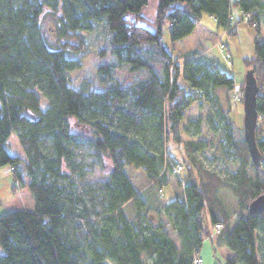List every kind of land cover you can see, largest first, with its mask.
Here are the masks:
<instances>
[{
    "label": "trees",
    "instance_id": "trees-1",
    "mask_svg": "<svg viewBox=\"0 0 264 264\" xmlns=\"http://www.w3.org/2000/svg\"><path fill=\"white\" fill-rule=\"evenodd\" d=\"M146 2L0 0V167L13 166L18 184L11 190L26 186L33 198L32 209L0 214V264H192L218 222L213 246L225 245L232 254L216 264H264V210L248 211L264 193V0H157L154 30L136 21ZM233 5L242 19L248 14L257 33L254 53L243 62L258 86L260 166L249 156L243 129L234 127L228 99L225 108L217 93L222 88L226 96L234 77L209 53L171 52L204 14L232 35L242 20L232 21ZM45 14L52 17V40ZM98 25L106 41L97 51L95 77L73 85L66 72L88 50L84 32ZM115 63L126 65L130 76L115 77ZM202 101L219 118L217 125L208 119L221 133L214 145L181 136L184 112ZM12 135L23 156L9 152ZM83 145L102 167L105 157L110 160L97 187L85 180L76 159L75 149ZM202 148L215 160L237 164L230 178L203 166L195 154ZM177 163L184 164L182 175L172 171ZM127 166L143 171L149 182L144 190L131 181ZM169 174L181 190L162 201ZM223 189L246 212L230 228L232 213L219 198Z\"/></svg>",
    "mask_w": 264,
    "mask_h": 264
},
{
    "label": "rangeland",
    "instance_id": "rangeland-1",
    "mask_svg": "<svg viewBox=\"0 0 264 264\" xmlns=\"http://www.w3.org/2000/svg\"><path fill=\"white\" fill-rule=\"evenodd\" d=\"M232 13L238 15L237 7L232 6ZM127 16H131V13H127ZM204 17V16H203ZM44 19V29L47 34L48 39H53V34H51L49 30V26L52 22V17L48 14L43 16ZM203 20V19H202ZM245 21L247 19H244ZM137 23L146 26L150 30H154L153 19H148L146 15H142L136 19ZM248 24V23H247ZM239 23H236V27ZM253 27V26H251ZM215 28V27H214ZM88 35V50L78 58V66L74 69H71L66 72V75L71 84L77 85L81 80L93 79L95 77L96 65L97 62L100 61L97 56V51L105 43V35L103 34V30L101 29V25H98L94 30L85 31ZM195 35V38L192 37ZM260 38L264 40V24L261 23V33L259 34ZM193 36L189 37L186 41L187 47H192L193 49L188 53H181V50L184 46H177L174 42L173 49L171 50L172 54H180V55H192L195 52L198 53H209L213 57L219 67L223 70H226L230 74H232L235 78L234 83H239L242 87L241 81L244 80V74L246 72V66L241 58L240 52L237 50L235 53H232V57L230 62L228 63L223 56V49L220 44L224 40H228L232 37V35H218L217 37L211 36V34L206 33L202 29L195 30ZM238 36L241 38L239 41L244 42L242 40L243 35L239 31ZM163 42L169 46V39L166 31L163 34ZM198 39H202V41L206 44H202L198 42ZM224 43V42H223ZM110 62H114L111 56L108 57ZM113 75L115 77H122L123 75H129L130 72L127 70V66L124 64L115 63L113 66ZM241 80V81H236ZM243 90V87H242ZM217 93L220 96V100L225 108L228 107L227 99L230 104V112L229 116L233 120V124L235 129L240 130L243 129L242 118H243V100L238 101L237 103H233L231 98V90L225 96L224 90L222 88H218ZM215 109L211 108L206 102H197L194 103L190 108H188L182 117V127H181V136L184 140H198L201 143H208L214 145L221 138L220 130H214V126L217 125L218 116L215 114ZM209 118H213V123L216 125H212L209 122ZM222 122H220L221 124ZM213 149V147H211ZM8 150L13 155L23 156L24 152L18 142V139L12 135L9 139ZM196 157L203 163V166L211 171L216 172L222 178H230L232 173L235 172L237 168L236 163L231 162H223L221 160H215L212 158L210 150L207 148H202L200 151L196 152ZM76 159L81 161L82 172L84 173L85 180L94 187L99 186L101 182L106 179V173L110 166V160L105 157L104 159V167L95 159L93 155V150L86 146H80L75 149ZM184 165V164H183ZM5 167H0V212H4L6 208L9 210H16L18 208H26V206H31V202L33 200L32 195L26 186H23L21 193L14 194L11 190V185L13 181V175L11 172L4 173ZM126 173L130 177L131 181L137 187L138 190H144L148 185V180L146 179L143 171L140 168H136L133 166L126 167ZM184 173V170L180 173L181 175ZM249 174H252V170L249 169ZM181 187L178 186L175 176L173 174H169L165 180V186L161 191V200L168 201L174 197V194L179 192ZM11 197V198H10ZM219 198L224 204L225 208L232 213V217L230 218L229 228L233 226L238 216L243 213L245 215V211H240L239 204L236 197L226 189H223L219 192ZM31 201V202H30ZM168 228V227H167ZM213 234L218 233L219 231L211 230ZM169 233L173 236L174 234L169 231ZM175 237V236H174ZM204 245H209L208 238ZM202 247V246H201ZM204 251V250H203ZM206 251V250H205ZM204 251V252H205ZM203 252V253H204Z\"/></svg>",
    "mask_w": 264,
    "mask_h": 264
},
{
    "label": "crops",
    "instance_id": "crops-1",
    "mask_svg": "<svg viewBox=\"0 0 264 264\" xmlns=\"http://www.w3.org/2000/svg\"><path fill=\"white\" fill-rule=\"evenodd\" d=\"M156 6H157V0H147L146 4L140 10V17L142 15H146V17L148 19H154V16L156 13ZM237 12H238L237 13L238 15H236V14L234 15L232 13V9H231L232 21L236 20V19H242L243 15H242L241 10L238 9ZM261 13H262L263 17L260 19V23H259V34L261 33V23L263 22V24H264V9H262ZM237 23H239V25L236 27V24H235L232 37L228 40H224V38H223V42L225 43L226 50L230 53V59L232 57V53L233 52L235 53L238 50L240 52L241 58L243 60L244 57L253 55V53H254V51H253V40L256 37L257 33H256V30L253 27L249 26L244 19L240 20ZM197 28L202 29L206 33L211 34V36H215V37H217L218 35H221L222 33H223L224 37H225V35H227V32L225 31V29L217 26L216 21H215L213 16L204 14L200 18V21L198 22V24L194 27V29L188 35L184 36L183 38H181L175 42V44L177 46H184V48L181 50V53L186 54L193 49L192 47H187L188 45H187L186 41L189 39V37L193 36V34H194L195 30H197ZM239 31L243 35L242 40L244 42H242V44L239 41V39H241L238 36ZM193 38H195V35L192 37V39ZM198 40H199L198 42H201L202 44L206 45L202 41V39H198ZM236 81H241V80H236ZM22 188L23 187H18L12 192L14 194L21 193ZM32 208H33V200L31 202V206H26V208H18V209H32ZM8 211H11V210L6 208V210H4V212H0V214L6 213ZM166 230L168 233L170 231L171 233L174 234V232L172 230H170L169 228H166ZM169 235L172 238H175L174 237L175 234L172 236L169 233ZM212 235H213V231H212ZM214 236H215V234H214ZM214 236L208 238L209 239L208 240L209 245L205 246L204 243L207 240H204L202 247L200 248V250L198 252V255L201 256L203 259L202 264H216L217 261H219L225 257L231 256V254H232V252L225 245H221V244L217 243L215 246H213V244H214V238L213 237ZM203 250L204 251L206 250V251L204 252Z\"/></svg>",
    "mask_w": 264,
    "mask_h": 264
},
{
    "label": "water",
    "instance_id": "water-1",
    "mask_svg": "<svg viewBox=\"0 0 264 264\" xmlns=\"http://www.w3.org/2000/svg\"><path fill=\"white\" fill-rule=\"evenodd\" d=\"M258 86L252 69L244 74L243 85V138L247 145L249 156L256 166L261 165V152L256 143V126L258 112L256 109ZM264 210V193H260L249 202V213H259Z\"/></svg>",
    "mask_w": 264,
    "mask_h": 264
},
{
    "label": "built area",
    "instance_id": "built-area-1",
    "mask_svg": "<svg viewBox=\"0 0 264 264\" xmlns=\"http://www.w3.org/2000/svg\"><path fill=\"white\" fill-rule=\"evenodd\" d=\"M248 17V14H245V19ZM221 48L223 49L224 53L223 56L225 58V60L229 63L230 62V53L226 50V46L225 43H221L220 44ZM241 85L239 83H234L233 87L231 89V98L233 103H237L238 101H242L243 100V90L242 87H240ZM13 170V166H6V168L4 169V173H9ZM184 170V165L182 163H177L172 171L174 174L177 175H181L180 173ZM14 183L18 184L17 180L14 179ZM214 230L219 231L222 228V223H216L214 225ZM203 263V259L201 256L199 255H195L193 258V262L192 264H202Z\"/></svg>",
    "mask_w": 264,
    "mask_h": 264
}]
</instances>
